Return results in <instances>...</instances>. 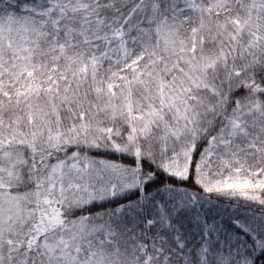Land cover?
<instances>
[{"label": "snow or ice", "instance_id": "1", "mask_svg": "<svg viewBox=\"0 0 264 264\" xmlns=\"http://www.w3.org/2000/svg\"><path fill=\"white\" fill-rule=\"evenodd\" d=\"M0 264H264V0H0Z\"/></svg>", "mask_w": 264, "mask_h": 264}]
</instances>
